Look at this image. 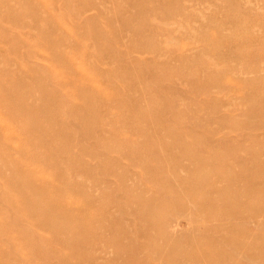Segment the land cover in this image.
<instances>
[{"label": "rangeland", "instance_id": "obj_1", "mask_svg": "<svg viewBox=\"0 0 264 264\" xmlns=\"http://www.w3.org/2000/svg\"><path fill=\"white\" fill-rule=\"evenodd\" d=\"M5 72L30 106L45 85L60 97L12 115L0 79L9 264H264V0H0ZM19 161L82 219L65 231L15 208ZM23 227L59 254L27 258Z\"/></svg>", "mask_w": 264, "mask_h": 264}, {"label": "bare ground", "instance_id": "obj_2", "mask_svg": "<svg viewBox=\"0 0 264 264\" xmlns=\"http://www.w3.org/2000/svg\"><path fill=\"white\" fill-rule=\"evenodd\" d=\"M65 55L59 54V57H62L64 59ZM3 75L5 77L0 76V79L6 86V88L10 91L4 90V94L2 91V96L5 97V99H8L7 102L10 103L9 105L12 104V106L18 107L20 109L17 113L12 111V115H16L19 113L24 114L28 112H35L39 114L44 113L47 110H55L56 99L60 100V97L59 95H56L55 92L52 93L48 89L49 87L47 88L45 85L43 88V95L41 98L43 102L41 104L30 106L24 101V93L27 92L25 90H27L26 85H28L27 79L21 74H18L19 76H15L13 74H10L9 72H5ZM81 78L82 81L79 80ZM74 81L78 84H83L85 82L93 84L91 79L86 76H78L74 78ZM28 90L31 91L32 88L30 87ZM85 90L88 91L84 94V98L87 101V104L84 111L80 110L82 114L88 113V111L91 110V106L94 104L93 102H96L89 98L91 97L92 91L88 88H86ZM100 94L103 95L102 90H100ZM53 119L54 118H50L51 121H53ZM0 126L2 127L1 123ZM65 137L68 136L65 135ZM71 141L72 139L68 137L67 144H69H66L67 146L63 151V154L68 151L69 147H71ZM6 159L8 160L9 157H7ZM17 165L18 168H20L22 175L15 180L13 187L16 191H19L22 194V198L16 201L13 200L14 204L16 205L14 207L18 210L19 208L25 209L31 217L33 215H40L42 213V216L45 217L44 219L48 221L44 222L48 223V225L52 223L53 225H51L53 229L57 228L67 231L69 222L77 220L78 217L82 215L79 211H77L76 202L70 198V194L68 193V191L55 186L53 182L51 183L46 181L44 178H42V174H40V171H37L36 169L26 165L24 162L19 161L17 162ZM5 200L7 201L8 199L3 198L2 202L4 203ZM79 218L82 219L81 217ZM15 224L22 226L23 221L17 222ZM84 232L85 231L82 230L74 231L73 234L78 237L77 240L72 243H69L70 241H64L65 245L70 244L74 249L78 250V246L81 242V236ZM17 235L23 243L18 247V249L21 247V250H23L22 248H26L29 250L30 255L28 254V251L26 252V254H28L27 258L31 259V257H34L38 260L39 256H44L47 259L48 257L50 258V256L53 257L56 256V254H59V251L57 250H52L48 254L43 253L40 247L41 241L38 236L34 235L33 232H30L26 228H19ZM9 259V253H7V251L5 250L2 251V254L0 255V264H9Z\"/></svg>", "mask_w": 264, "mask_h": 264}]
</instances>
